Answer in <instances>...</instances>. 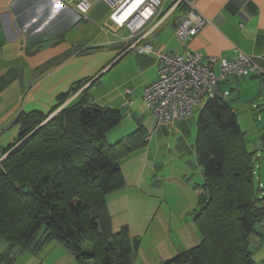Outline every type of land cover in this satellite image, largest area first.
<instances>
[{
    "label": "crops",
    "instance_id": "0c3cea01",
    "mask_svg": "<svg viewBox=\"0 0 264 264\" xmlns=\"http://www.w3.org/2000/svg\"><path fill=\"white\" fill-rule=\"evenodd\" d=\"M195 6L208 23L188 46L202 55V63L218 73L220 59L240 51L252 55L261 69L247 76L230 74L215 88L237 118L238 112H248L245 105L261 96L264 85V0H195ZM185 10L180 6L156 27L146 39L152 51L142 52L133 46L137 36L116 27L105 1L95 2L84 18L59 0H0V159L20 131L18 115L47 114L63 94L61 106L86 91L90 103L119 109L122 118L106 132L108 143L138 135L120 161L124 183L106 194V205L112 229L126 226L132 238H139L134 256L140 254L144 264H159L201 238L193 222L206 197L195 149L201 108L196 115L192 111L177 121L158 122L142 96L157 77L158 53L183 52L174 29ZM258 225L264 233V223ZM1 240L0 264H14L27 253ZM250 242L256 263L264 237L251 235ZM51 244L60 256L48 264H75L71 252L56 241Z\"/></svg>",
    "mask_w": 264,
    "mask_h": 264
},
{
    "label": "trees",
    "instance_id": "16d2710c",
    "mask_svg": "<svg viewBox=\"0 0 264 264\" xmlns=\"http://www.w3.org/2000/svg\"><path fill=\"white\" fill-rule=\"evenodd\" d=\"M66 96L47 114L18 115L20 131L0 159V239L25 251L53 240L75 264H133L139 240L126 226L112 229L105 196L123 185L120 161L138 134L108 143L121 111L90 103L86 91L61 106ZM195 149L206 189L193 216L201 238L159 264H255L250 236L264 237V185L256 150L220 97L199 111Z\"/></svg>",
    "mask_w": 264,
    "mask_h": 264
},
{
    "label": "built area",
    "instance_id": "2783aa9c",
    "mask_svg": "<svg viewBox=\"0 0 264 264\" xmlns=\"http://www.w3.org/2000/svg\"><path fill=\"white\" fill-rule=\"evenodd\" d=\"M66 9L84 18L95 2L101 0H59ZM111 7V18L117 28L137 36L133 45L139 51H152L147 37L180 6L186 10L175 26L176 38L184 44L182 53L160 52L157 55V77L143 89V100L158 122L177 121L191 115L193 108L217 97L215 88L230 74L247 76L261 69L250 54L238 51L230 59H220L219 72L201 62L202 55L188 46L191 37L208 23L200 14L195 0H102ZM132 46V47H133ZM210 58V62H213ZM255 106V105H254ZM262 186V183H259Z\"/></svg>",
    "mask_w": 264,
    "mask_h": 264
},
{
    "label": "rangeland",
    "instance_id": "374dc122",
    "mask_svg": "<svg viewBox=\"0 0 264 264\" xmlns=\"http://www.w3.org/2000/svg\"><path fill=\"white\" fill-rule=\"evenodd\" d=\"M109 75L110 74H108L106 77H109ZM260 93V97L253 99L251 103L245 105L248 107V112L241 111L237 113V119L240 123L242 131L244 132L247 148L249 150H256L254 160L256 161L255 163L260 166L259 170L261 173V181L264 185V144L260 139L261 134L264 133V85L260 86ZM234 95L235 93H233L227 100L231 102L232 98H234ZM204 103L205 102H202L200 106H195L193 108V113H195V115L197 114L198 109L201 108ZM256 154H258L259 157L256 158ZM254 181L255 188H257L258 179H255ZM262 188L264 189V186ZM257 226L259 227V225ZM147 240L148 236L143 239V242ZM52 241L53 240L45 242L40 246V248L35 251H26V254L18 256L14 264H48L49 262H51V258L60 256L59 250L57 248H54L51 244ZM146 251L151 254L149 250ZM260 252L262 253L259 254L260 258H258V255H254L257 259V262L255 264H264V251ZM137 255L138 256L136 257L133 256L132 263L144 264L142 256L140 254Z\"/></svg>",
    "mask_w": 264,
    "mask_h": 264
}]
</instances>
